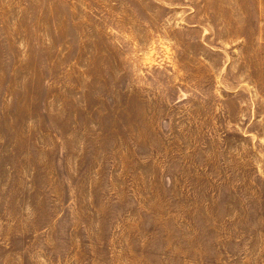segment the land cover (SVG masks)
<instances>
[{
    "label": "rangeland",
    "instance_id": "1",
    "mask_svg": "<svg viewBox=\"0 0 264 264\" xmlns=\"http://www.w3.org/2000/svg\"><path fill=\"white\" fill-rule=\"evenodd\" d=\"M0 264H264V0H0Z\"/></svg>",
    "mask_w": 264,
    "mask_h": 264
},
{
    "label": "crops",
    "instance_id": "2",
    "mask_svg": "<svg viewBox=\"0 0 264 264\" xmlns=\"http://www.w3.org/2000/svg\"><path fill=\"white\" fill-rule=\"evenodd\" d=\"M245 9L246 8L243 5H239L238 3L233 4L230 7V18L232 20H235V21H238V20L243 19L244 16H245V14H246V10ZM215 13L216 14H214L213 16H218V17H212V18H214V19H220V20H224L225 19V17L222 16L223 14L225 15V13H226L225 11H223V7L222 8H219V10H217ZM189 16H192V18L195 17L193 15V13H189ZM210 19H211V17H210ZM205 21H204V24L205 25H211L212 24L211 20H205ZM236 23L239 24L240 22H236Z\"/></svg>",
    "mask_w": 264,
    "mask_h": 264
}]
</instances>
